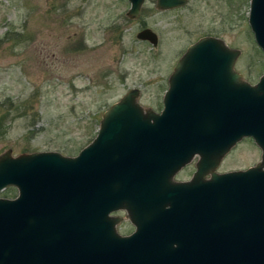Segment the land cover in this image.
I'll list each match as a JSON object with an SVG mask.
<instances>
[{
    "label": "water",
    "instance_id": "95a60500",
    "mask_svg": "<svg viewBox=\"0 0 264 264\" xmlns=\"http://www.w3.org/2000/svg\"><path fill=\"white\" fill-rule=\"evenodd\" d=\"M128 1L137 17L144 0ZM248 23L264 54V0L249 1ZM137 37L157 43L148 27ZM238 53L200 37L177 60L160 111L129 89L75 155L2 152L0 190L17 194L0 196V264H264V73L243 79ZM243 136L260 160L217 171ZM195 155L191 178L174 180ZM118 209L129 212L130 235L116 231Z\"/></svg>",
    "mask_w": 264,
    "mask_h": 264
},
{
    "label": "rangeland",
    "instance_id": "374dc122",
    "mask_svg": "<svg viewBox=\"0 0 264 264\" xmlns=\"http://www.w3.org/2000/svg\"><path fill=\"white\" fill-rule=\"evenodd\" d=\"M249 1L186 0L160 9L144 0L139 15L129 17L128 0H0V154L75 155L94 137L103 111L131 88L144 108L158 111L175 60L203 35L238 49L235 70L256 81L264 54L248 23ZM145 27L156 44L137 37ZM260 153L244 137L216 170L245 168ZM16 194L15 186L0 190L3 197Z\"/></svg>",
    "mask_w": 264,
    "mask_h": 264
},
{
    "label": "flooded vegetation",
    "instance_id": "af4514ba",
    "mask_svg": "<svg viewBox=\"0 0 264 264\" xmlns=\"http://www.w3.org/2000/svg\"><path fill=\"white\" fill-rule=\"evenodd\" d=\"M207 35H210V34H207ZM207 35H203V36H207ZM211 36H214V35H211ZM200 37H202V36H200ZM199 37V38H200ZM215 37H217V38H220L218 35L217 36H215ZM199 38H197V39H199ZM197 39H195L194 41H196ZM220 39H222V38H220ZM223 40V39H222ZM193 41V42H194ZM189 45V44H188ZM188 45H186V47L184 48V50L181 52V54H180V56L184 53V51L187 49V47H188ZM177 60H178V58L175 60V62H174V64H173V66H172V70H171V72H170V74H169V76L167 77V79H166V87L163 89V94H164V92H165V90L167 89V87H168V84H169V77H170V75H171V73L174 71V67H175V64H176V62H177ZM233 68L235 69V67H234V65H233ZM237 71V70H236ZM238 72V71H237ZM259 79V78H258ZM257 79V80H258ZM257 80L256 81H254V82H251L252 84H254L255 82H257ZM163 94H162V97H163ZM161 102H162V99H161ZM161 108H162V105H161V107L159 108V110L158 111H160L161 110ZM246 138V137H249V138H251L252 139V141L255 143V145H257V143L255 142V140H254V138L252 137V136H243V137H241L239 140H241L242 138ZM239 140H237V142L239 141ZM236 142V143H237ZM235 143V144H236ZM234 144V145H235ZM258 146V145H257ZM259 147V146H258ZM260 148V147H259ZM260 151H261V149H260ZM227 153V152H226ZM225 155V154H224ZM223 155V156H224ZM260 155H261V153H260ZM261 157V156H260ZM197 159H198V156L197 155H195L189 162H187L185 165H183L178 171H180V170H182V169H184V168H186V167H189V168H192V170H191V172H190V175L189 176H187V177H184V178H175V175H176V173L178 172H176L175 174H174V180H177V181H185V180H188V179H190L191 178V176H192V174H193V172L195 171V169H196V163H197ZM258 162V161H257ZM256 162V163H257ZM255 164V163H254ZM254 164H252V165H254ZM251 166V165H250ZM247 167H249V166H247ZM247 167H245V168H239V169H246ZM231 170H233V169H231ZM236 170V169H235ZM228 171V170H227ZM222 172V171H221ZM208 175H206L205 177H207ZM110 215H112V216H116V217H118V220L116 221V223H115V228H116V231L119 233V234H121V235H130L133 231H134V229H135V225L133 224V222L131 221V219H130V216H129V212L126 210V209H118V210H115V211H112L111 213H110ZM122 223H125L126 225H127V230L126 231H124V232H120L119 231V229H118V227L122 224Z\"/></svg>",
    "mask_w": 264,
    "mask_h": 264
}]
</instances>
